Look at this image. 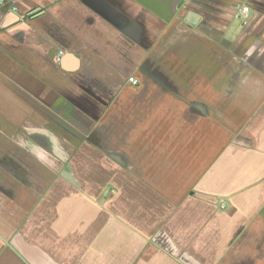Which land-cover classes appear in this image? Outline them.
I'll return each instance as SVG.
<instances>
[{
	"label": "crops",
	"instance_id": "0c3cea01",
	"mask_svg": "<svg viewBox=\"0 0 264 264\" xmlns=\"http://www.w3.org/2000/svg\"><path fill=\"white\" fill-rule=\"evenodd\" d=\"M15 6L0 264H264V0Z\"/></svg>",
	"mask_w": 264,
	"mask_h": 264
},
{
	"label": "built area",
	"instance_id": "2783aa9c",
	"mask_svg": "<svg viewBox=\"0 0 264 264\" xmlns=\"http://www.w3.org/2000/svg\"><path fill=\"white\" fill-rule=\"evenodd\" d=\"M6 4H9L10 7H9V10L10 11H17V8L15 6V0H0V7L1 6H4ZM250 12V9L248 7H243L242 10H241V14L244 18H247L248 17V14ZM65 52L64 51H60L56 57V61L57 62H61L63 56H64ZM130 83L133 85V86H137L138 85V80L135 79V78H131L130 80Z\"/></svg>",
	"mask_w": 264,
	"mask_h": 264
}]
</instances>
